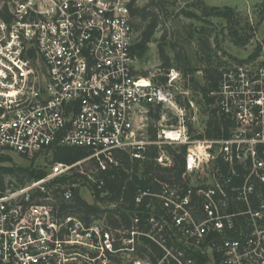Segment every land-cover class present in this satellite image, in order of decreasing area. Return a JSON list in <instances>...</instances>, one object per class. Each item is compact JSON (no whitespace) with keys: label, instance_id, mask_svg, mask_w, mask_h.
I'll return each instance as SVG.
<instances>
[{"label":"built area","instance_id":"built-area-1","mask_svg":"<svg viewBox=\"0 0 264 264\" xmlns=\"http://www.w3.org/2000/svg\"><path fill=\"white\" fill-rule=\"evenodd\" d=\"M132 3L17 0L15 16L0 19V154L32 162L56 147L92 151L0 194V264H196V250L208 264H264V111L253 114L264 90L252 86L261 79L225 73L221 93L251 92V118L240 103L234 112L227 107L238 124L230 139L195 138L178 99V92L183 100L189 94L182 73L136 72ZM156 106L171 110L175 124L162 126L150 142L145 119ZM150 145L187 146L184 171L181 182L139 189L130 226L111 228L104 219L86 225L61 215L52 192L69 202L77 186L63 178L92 160L119 167L120 151L142 160ZM156 160L174 165L164 152Z\"/></svg>","mask_w":264,"mask_h":264},{"label":"trees","instance_id":"trees-1","mask_svg":"<svg viewBox=\"0 0 264 264\" xmlns=\"http://www.w3.org/2000/svg\"><path fill=\"white\" fill-rule=\"evenodd\" d=\"M137 2L138 0H133L131 6L135 31L139 36L133 47L132 56L134 60H142L148 53L149 46L153 42L156 34L159 32L160 25L162 24L161 18L166 11V3L164 0L151 1V3L140 8L137 7ZM209 11H213V16L224 19L230 25L238 23L235 20L234 12L229 8H212ZM0 19L11 20L6 6L0 10ZM230 33L233 37L232 40L237 45L241 46L246 44V42L242 41L238 31L233 26L230 28ZM165 39L166 37L164 36ZM201 47L205 53V68L203 73L206 83L204 86H201L192 76L190 80L194 90L200 89L203 99L209 105L210 110L205 131L195 136V138L228 140L238 127L236 118L232 114L234 112L232 108L238 107L237 104L243 100V96H237L236 98H227L224 95L222 97L218 96L221 92L220 88L224 80V74L228 72H224L223 64L220 62L216 63L212 55L207 54V51L211 50L209 38L201 39ZM171 51L169 53L165 45L160 46V59L163 62L162 68L168 70L174 67L173 64H176L177 69L185 75L184 77L192 75L195 70L191 68L183 49H179L173 45ZM259 55V53L256 54V59ZM250 58L253 59V56ZM237 62L243 64L250 62V59L237 60ZM260 79L261 75H257L256 80ZM262 83V89L264 90V76ZM257 86L258 89H261L260 84ZM214 105L216 106L214 107ZM227 107L232 112H225ZM260 109L261 107L257 106L253 110V114L259 116ZM160 112L161 107H151L150 114L154 119H152L153 124L149 126L147 131V138L150 142L158 141L157 121L159 122L161 119ZM247 135L251 136L252 133H248ZM163 152L173 159L174 165L172 167H163L157 162L156 159ZM186 152L187 146H164L161 151L158 146L150 145L143 152L142 156L144 158L142 160H132L131 155L127 152L120 151L116 153L121 163L119 167L107 163L101 165L98 161L92 160L87 162L90 163L89 168L85 170L79 168L70 177L63 178L62 181L89 187V190L96 200L95 204H90L84 200L78 188L74 190V197L69 202L64 201L58 191L52 192V197L59 206L61 215L77 217L86 225H90L96 220L104 219L111 228H118L120 222L130 226V215L138 212L135 199L139 189L156 190L159 187L158 181L164 183L181 182V176L184 171L183 157ZM91 154L92 151L78 147H56L53 150L54 161L66 164L77 163L88 158ZM259 154L260 158L264 159V146L259 147ZM221 168L223 172H228L225 164L221 163ZM90 169L97 171V182L89 178L91 176L88 172ZM241 172L243 173V170ZM46 175L47 173L45 171L35 168L0 166V194L7 190L23 188L34 181L44 179ZM261 191L262 197L264 198V187ZM98 202H107L110 205L117 204L118 208L114 210L112 208L103 209L97 204ZM199 206L200 204L198 203ZM149 246L153 249L155 248L152 244ZM194 255L196 264H208V257L202 255L200 250H196Z\"/></svg>","mask_w":264,"mask_h":264},{"label":"rangeland","instance_id":"rangeland-1","mask_svg":"<svg viewBox=\"0 0 264 264\" xmlns=\"http://www.w3.org/2000/svg\"><path fill=\"white\" fill-rule=\"evenodd\" d=\"M17 0H0V10L7 7L8 14L15 16V7ZM151 1L159 0H138L137 7H144L151 3ZM166 3V11L161 18L159 32L156 34L153 42L149 46V51L142 60H136L134 63L136 72L140 75L149 76L151 74H162L166 70L162 68L163 62L160 59V46H167V50L171 53L173 45L177 48H182L185 52L191 68L195 70L192 75L184 77L186 81L185 90L188 91L186 100H183L181 93L178 92V99L182 106L186 107L191 132L194 136L202 134L206 129V124L209 118L210 107L204 101L200 89H193L190 77L192 76L201 85H205L204 73V49L201 47V39L209 38L211 50L207 54L212 55L213 60L217 63L223 64L224 72L245 73L246 81L256 79L257 75H261V80L253 83L252 86H257L262 83L264 76V0H164ZM212 8L226 9L229 8L234 12L237 24H228L224 19L213 16ZM208 10V11H207ZM207 12V13H205ZM208 14V15H206ZM234 27L238 31L242 41L246 42L244 45H237L232 39L230 28ZM164 36L166 39L164 40ZM243 43V42H242ZM261 48V50H260ZM260 54L256 59V54ZM172 56V55H171ZM253 56V59L250 57ZM239 64L237 60H249ZM173 68L177 69V65L173 64ZM178 70V69H177ZM234 85L238 86L239 79H231ZM242 85V84H241ZM226 93L218 94V96H226ZM232 93H228L230 98ZM235 94V93H233ZM242 94V93H237ZM244 98L240 102L241 105L248 108V113H243V116L251 118L249 112L250 108H255L251 100L253 95L247 92L243 95ZM261 109L264 111V99H262ZM216 105H214L215 107ZM232 108V107H231ZM236 110V108H232ZM151 108H148L147 119H145V135L148 137V128L153 124L154 118L150 114ZM161 119L157 121L158 134L162 126H170L175 124L174 113L166 108H161ZM264 114V112H263ZM245 117V118H246ZM244 119V118H243ZM243 119L242 120L243 122ZM244 123V122H243ZM0 166H18L25 168H35L43 170L49 174L56 162L54 161L53 152L46 153L34 161H29L22 156L15 153L0 154ZM90 163L83 164L82 168L85 170L89 168ZM89 174L93 181L97 182V171L90 169ZM67 183H63L62 187H68ZM79 189L81 196L90 204H95L96 200L89 187L77 184L75 189ZM101 208H112L107 202L97 203ZM101 219L100 221H102Z\"/></svg>","mask_w":264,"mask_h":264}]
</instances>
